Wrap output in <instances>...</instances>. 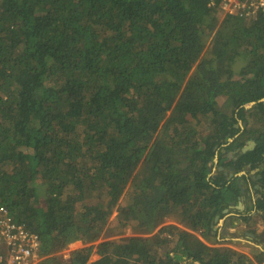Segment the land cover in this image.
<instances>
[{
    "label": "trees",
    "instance_id": "1",
    "mask_svg": "<svg viewBox=\"0 0 264 264\" xmlns=\"http://www.w3.org/2000/svg\"><path fill=\"white\" fill-rule=\"evenodd\" d=\"M208 2L0 0V204L39 264H252L213 224L240 193L224 170L264 156V101L234 125L264 97V10L220 21ZM127 184L119 219L75 218L69 189Z\"/></svg>",
    "mask_w": 264,
    "mask_h": 264
},
{
    "label": "flooded vegetation",
    "instance_id": "2",
    "mask_svg": "<svg viewBox=\"0 0 264 264\" xmlns=\"http://www.w3.org/2000/svg\"><path fill=\"white\" fill-rule=\"evenodd\" d=\"M260 99L254 100L255 103L253 105H257L259 101H264ZM246 104L244 106H246ZM244 106H243V111L246 110L244 109ZM252 106L247 107V109L251 108ZM235 116H236V122L234 123V125L236 127H239L240 129L237 134L239 136L243 132L246 125L249 123V117L247 116L248 118L247 117L243 118V120L240 121L238 115L236 114ZM263 123L264 122H262V124ZM234 137H231L233 138L232 140L231 138H229L228 143L233 141ZM251 141H254V145L248 147L247 150L253 149L256 146V141L248 139L243 146H238L236 148V151L245 152L244 150H242L243 147H245L246 145H250ZM225 144L227 143H223V142L220 143L218 148H222ZM216 157H217L216 160H218V163H220L218 155ZM252 164H253L252 162H248L240 170H235L234 166H230L227 169H225L226 167L222 165H219L217 169H215L216 171L213 174L215 177L217 176L216 172L218 170L225 169L224 173L227 175L228 183L237 182L240 188V193L237 195L236 200L230 201L228 207L223 210L224 214L222 216L217 215L215 217L213 224V232L216 234V237H214V239L220 241L221 242L220 244H229L230 246H232L233 243L238 242V241L236 242L234 238L235 227L242 225L244 227L243 234L247 239L246 243L251 246L250 250H252V248L254 247H259L260 249L257 250L258 251L257 254L260 253L263 255L264 248L261 249V247L258 246L256 243L258 244L264 243V235L263 236L261 235V232H263L264 227L263 230L258 229L257 225H259L258 223L259 220L257 221L256 219L258 217L257 211L259 210V207L257 206V201L259 198H264V156L262 157L261 163H259L257 166L253 167ZM217 217L218 219H216ZM221 219L223 220V222L219 226L218 223L220 222ZM260 221L264 225L263 220ZM248 256L250 260H252V264H259L258 261H256L257 258L254 259V257H252V255L249 254ZM247 262L249 263L250 261L248 260ZM261 262L262 264L264 263V258Z\"/></svg>",
    "mask_w": 264,
    "mask_h": 264
},
{
    "label": "built area",
    "instance_id": "3",
    "mask_svg": "<svg viewBox=\"0 0 264 264\" xmlns=\"http://www.w3.org/2000/svg\"><path fill=\"white\" fill-rule=\"evenodd\" d=\"M218 7L221 16L238 14L252 18L264 10V0H209ZM39 233L24 222H18L10 209L0 204V264H39L43 259V245ZM69 250L62 253L68 257Z\"/></svg>",
    "mask_w": 264,
    "mask_h": 264
},
{
    "label": "rangeland",
    "instance_id": "4",
    "mask_svg": "<svg viewBox=\"0 0 264 264\" xmlns=\"http://www.w3.org/2000/svg\"><path fill=\"white\" fill-rule=\"evenodd\" d=\"M219 17H220V21L224 18L223 16L220 15L219 13ZM242 63H237V65L235 66L236 72H239V70L241 69ZM226 101V97H220V104L223 106V103H225ZM236 114L239 117V120L242 121L243 118H246L247 116L249 117V113H248V109L244 110L243 113H240V110L236 111ZM247 117V118H248ZM217 157L215 158V165L213 168V171L215 173V169H217V167L219 166L218 160H216ZM131 184H127L121 191L119 190H115L114 188L110 187V186H99L96 187L95 189L89 190V191H85V193L83 195L80 196V198L78 199L76 197V194H78L79 189H69L68 190V196L70 199V203L72 205L73 208V212L75 215L76 219H80V214L84 211L90 214L89 218H92L93 216L97 215V211H94V206L100 203L105 204V208H107L108 212L110 211V218H116L119 219L120 218V210L119 208L121 206L127 205L129 203H131L134 198L132 196H130L129 194V190L128 188L130 187ZM110 208V210H109ZM259 223V225H257L258 229L263 230L264 225L262 224V222L260 221L259 217H257L256 219ZM223 222V220H222ZM239 229V231H238ZM243 229L244 227L242 225L236 226L235 227V232H234V238L236 240L237 243H233L232 246L234 248H236L237 250L240 251H244L249 255H252V257H254V259H256V254L258 253V249H260L259 247H254L251 249V246L249 244L246 243L247 239L245 238L244 234H243ZM130 231L128 230L127 234H129ZM227 241V240H224ZM231 243V242H230ZM258 246L261 247V249H263L264 247V243L262 244H258L256 243ZM82 244L80 242L74 243L71 248H76V247H80ZM229 245V244H227ZM70 249V248H69ZM256 253V254H255ZM97 255H95L92 258H96ZM257 261V260H256ZM259 264H262V262H258ZM264 264V263H263Z\"/></svg>",
    "mask_w": 264,
    "mask_h": 264
},
{
    "label": "water",
    "instance_id": "5",
    "mask_svg": "<svg viewBox=\"0 0 264 264\" xmlns=\"http://www.w3.org/2000/svg\"><path fill=\"white\" fill-rule=\"evenodd\" d=\"M260 100H264V97H262ZM254 103H255V101H251V102L247 103L246 106H244V109H247V107L252 106ZM232 139H233V138H231V140H232ZM252 145H254V141H251V142H250V145H246L245 147H243L242 150L246 151V150L248 149V147H250V146H252ZM216 219H218V217H217Z\"/></svg>",
    "mask_w": 264,
    "mask_h": 264
},
{
    "label": "crops",
    "instance_id": "6",
    "mask_svg": "<svg viewBox=\"0 0 264 264\" xmlns=\"http://www.w3.org/2000/svg\"><path fill=\"white\" fill-rule=\"evenodd\" d=\"M221 223H222V219L220 220V222L218 223V225L220 226V225H221ZM218 225H217V227H218Z\"/></svg>",
    "mask_w": 264,
    "mask_h": 264
}]
</instances>
